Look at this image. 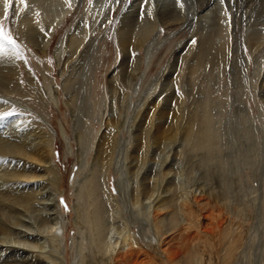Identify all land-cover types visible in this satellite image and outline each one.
Returning a JSON list of instances; mask_svg holds the SVG:
<instances>
[{
  "label": "bare ground",
  "instance_id": "obj_1",
  "mask_svg": "<svg viewBox=\"0 0 264 264\" xmlns=\"http://www.w3.org/2000/svg\"><path fill=\"white\" fill-rule=\"evenodd\" d=\"M81 1L13 0L12 7L16 16L19 17L16 26L22 29L23 38L31 41L37 48L36 52L39 55L41 61L39 63L45 78H48L49 73L44 64L45 61L43 62L41 58L47 56L54 29ZM123 1L92 0L94 8L98 9L95 11L96 20L101 18L99 23L89 31V36L85 33V27L74 32L68 31L65 34L64 43H58L54 48V58L61 78L60 89L64 93L63 102L70 109L77 142V163L79 169H84L83 172L82 170L75 172L76 175L72 182L75 198L72 207L73 224L77 229L75 257L72 264H144L142 256L146 254H151L154 258V262L148 264H166L167 259L169 264H264L263 188L247 200L251 204H249L251 210L257 213V221H259L257 232L246 231L247 218L244 216L248 206L246 208L232 207L233 216L237 218V221L233 220L234 223L231 222L222 228L218 225L217 231H211L208 226L202 228L200 215L196 212L201 203L208 202L206 194L200 191L198 194L186 193L181 204V212L178 214L173 211V208L168 205L169 196L162 194L163 189L161 190L158 185L160 175L166 174L163 171L164 168H168L164 166L166 165L165 160L153 164L148 160L150 156L148 158L146 156L147 147L150 144L147 139L150 137L166 149L167 144L174 142L179 135L183 137V145L188 149L215 151V148H218V151L222 152L225 149L222 143H219L222 141V133L215 124L217 121L215 119L220 117L215 115L210 108L216 100L204 92L205 96L200 101L197 99L198 105L195 111L187 118V115L185 117V114L182 115V112H186L185 109L177 108L174 113L175 125L168 131L162 130L159 123L155 124L154 128L150 125V128L143 127V129L138 124L139 119L150 122L151 114L155 112L153 111L155 105L162 100L160 80L165 69H162L155 78L149 92H144L141 96L138 84L131 83L129 75L125 80L121 79L122 77L118 78L115 74L117 71L111 74V78L109 77V86L101 97L93 93L95 66L91 64L83 67L86 60H83L84 57L80 54V50L89 40L88 37L111 19L114 9L122 6ZM9 2L10 0H0V17L4 16ZM15 3L17 5L14 6ZM228 8L230 7L226 0L223 3L222 0H126L120 14L122 25L118 29L115 44L121 54L131 46L133 64L130 65V69L135 73L140 70L139 48L143 44L150 46V49L146 50L145 69H147L157 48L156 37L160 29L163 26H173L179 23L181 25L188 21L190 37L183 43L181 49L182 52H193L188 69H192L193 77L205 71L209 75L217 74L221 77L224 74V68L231 62L232 43L229 38L231 19ZM85 15L87 16V13ZM257 18V21L248 23V26H260L257 31L252 29L247 33L246 44L249 54L243 52L241 55L239 49H236L232 67H230L232 72L228 70L235 80L234 87H237L239 91V110L245 114H248L247 94L242 80L250 59L256 64L254 84L260 78L264 81V75L261 77L262 62L255 52L264 41V6ZM181 44H177L176 48ZM11 48L0 39V106H7L15 101L8 96L13 92L10 83L19 72ZM182 67L181 65L179 68ZM27 71L31 87L29 90L26 88V94H34L43 101L44 105L48 103V98L52 100L57 98L60 91H58L55 80L47 83L48 95L45 96L36 84V77L31 70ZM190 80L195 82L194 78ZM21 86L18 84L15 91L21 92L24 88ZM206 86L205 88L208 89ZM222 86L225 88V93L222 95L224 102L221 104H224L226 108L230 104L227 82L221 86L212 85L213 94L217 88H223ZM183 88V93L186 94L185 91L188 89ZM261 96L264 98L263 94ZM217 101L220 102L219 99ZM263 105L258 106L261 116L264 114ZM163 114H165L164 111L160 115ZM21 116L18 114L7 116L3 118L6 121H0V163L2 162L3 165L4 158L9 156L11 160L13 159L9 161V164H15V167L11 169H0V235L11 233L13 225L22 222V227L25 226L30 231L25 234L20 232L18 243L23 245L22 248L20 247L23 251L21 256L27 258L29 264H66L63 228L69 218L62 213L57 202V196L60 194V172L51 160L54 137L52 132L45 131L42 127L41 129L31 127V125H25L24 131L14 129V133H8L9 128H18L16 124L22 123ZM158 118L161 119L159 115ZM90 119L102 124L103 128L95 138L94 155L91 163L87 164L86 158L88 148L93 141L92 130L94 128L89 126L92 122ZM44 121L43 117H39L36 124ZM124 133L126 135H123ZM140 136L144 138L141 146ZM261 147L264 151V141ZM247 148L256 150L253 145H248ZM224 161L222 159V163ZM243 163L248 164L247 161ZM249 163L252 164V162ZM32 165L38 167L39 171L37 168L35 170ZM110 172L115 175V193L112 192L109 184ZM164 184H166L165 189L168 190L172 181L166 180ZM6 187L12 193L4 190ZM143 198H146L145 204ZM190 203L191 205H188ZM219 206H221L220 202ZM203 209L204 207H201L200 210L203 211ZM206 212L210 219L214 217L213 210L208 209ZM218 214L219 216L215 215L220 217L221 213L218 212ZM24 217L29 221L24 222ZM222 217H220L221 221ZM108 225H110L109 229ZM191 225L200 231L198 237L196 236L198 243L196 247L189 246L184 253L180 254L179 248L174 246V236L178 233L183 236L184 231L186 232ZM135 226H139L141 233L144 227L148 226L152 233L150 236L141 235V238H138L132 230ZM113 229L118 233L116 237L111 234ZM178 242H175V245Z\"/></svg>",
  "mask_w": 264,
  "mask_h": 264
},
{
  "label": "rangeland",
  "instance_id": "obj_2",
  "mask_svg": "<svg viewBox=\"0 0 264 264\" xmlns=\"http://www.w3.org/2000/svg\"><path fill=\"white\" fill-rule=\"evenodd\" d=\"M125 2L126 0L122 2V6L114 9L111 19L104 26L100 27V29L94 34L90 35V37H88L89 40L85 42L82 49L80 50V54H83L84 57L83 60H86L85 64H83V67L84 65L90 66L91 64L95 66V81L92 85L93 93L98 97H101L109 86V79L117 71L118 74H115L118 75V78L122 77L121 79L125 80L126 76L129 75L131 83L138 84L140 87L139 95L141 96L144 92H149L155 78L161 73L162 69H165L166 73L164 72L165 75L163 74L160 80V88L161 92H163V95H161L162 102L159 101L158 104L155 105L153 110L155 112H152L150 122L139 119L138 124H140L141 129H143V127L150 128V125L152 128H154L155 124L159 123V126L162 130L168 131H170L175 125L174 113L177 111V108H184L186 112H182V115L185 114L184 117L187 115V118L189 114L195 111L198 105L196 102H198V100H202L205 96L204 92L210 94L212 99L216 100V105L213 102L210 108L212 109L213 113H215V115L217 114V116L220 117L215 119L217 120L215 124L217 127H219V131L222 133V141L219 142L222 143L223 148H225L222 152L218 151V148H215V151H212V149H188L185 147V145H183V137L179 135L174 140V142L167 144L168 147L166 149H164L161 145H158V142H154L150 137L147 139V142L149 141L150 144L149 147H147L148 152L146 156L147 158L150 156L148 160L153 162V164L160 161L163 162L165 160L166 165L164 166L170 169L169 171L168 168H164L163 171L166 172V174H163L162 176L160 175L161 182L159 181L158 185L160 189H163H161L162 194L166 195L167 197L169 196L168 205L173 208V211L177 212L178 214L181 212V204L183 199L186 197V193L193 192L198 194L200 191L206 194L208 198V202L206 201L204 204L201 203V205H199L200 209L201 207H204L203 211H201L199 208L196 209L198 215L201 216H199V220L202 228L208 226L211 231H217L218 225L220 228H222L229 223L231 224V222L234 223V221H237V218L233 216L232 207L246 208L248 206L247 209H250V211L245 209L246 214L244 216L247 218L245 222L246 231L248 230L250 233L257 232L259 228L257 213L255 210H251L249 207L250 203L247 202V200L248 197L250 198L252 195L264 189V151L261 147L264 141V114L261 116V112L258 108L260 104H264V98L261 96L262 94L264 95V81L262 78H260L254 84L253 76L255 73L256 64H254L255 62L250 59L248 62V67L245 68L243 74L244 77L242 80L244 82L245 92L247 94L246 100L248 114H245L242 112V110H239L238 107L239 91H237V87H234L236 83L235 80H233L232 73H230L232 72L230 67H232L231 65L236 49H239L241 55L243 52L249 54V48L246 44L247 33H249V31L252 29L257 31L260 26L248 25L253 23V21L258 20L257 17L260 15L261 9L264 6V0H226V3H228V6L230 7L228 10L230 12L231 19V27L229 31V38L232 43V51L230 53L231 62H229L226 67L224 66L226 69L224 68V74L221 77L217 76V74H213L214 76L209 75V73L205 71L196 75V78L193 77L192 69H188V65L193 58V52H182L181 50L183 48V43L190 37L188 21L181 25L179 23L173 26H163V28H161L157 34V48L148 65V68L145 69V59L146 50L150 49V46L143 44L139 48L141 55L140 70L135 73L131 72L132 70L130 69V65L133 64L131 61L133 52L131 46L127 51H125V53L121 54L119 48L115 44L118 36V29L122 25V17L120 14ZM15 5L17 4L15 3L14 6ZM12 6L13 0H10L4 16L0 17V27H2L4 36L8 37V40H5L3 37H0V39L12 47L11 49L15 56V62L18 65L17 69L19 72L14 76V79L10 83V88L11 90L13 89V92L8 94V96L15 101L11 102V104L7 106H0V121H6L3 118L18 114L22 115L20 117L22 123L16 124L18 128H9L8 133H14V129H19L18 131H24L25 125H31V127L38 129H41L42 127L43 130L52 132L54 142L51 150V160L60 172V194L57 196V202L61 207L62 213L69 218V221L63 228V238L66 247V264H72V261H74L75 257V243L77 241V229L73 224L74 213L72 207L75 198L73 194L74 190L72 187V182L77 170H82L81 172H83L84 169H79L77 163V142L73 131V122L70 109L63 102L64 93L60 89L61 78L59 76L58 67L54 58V48L58 45V43H64L66 36L65 34L68 33V31L74 32L77 29L80 30L85 27V33H88L87 35L89 36V31L99 23L101 17L98 18L99 20H96L95 11L98 9L94 8L92 0H82L79 5L72 8V10L64 17V19L55 27L54 34L48 47L47 56L41 58L43 62L45 61L44 64L46 65V70L49 73L48 78H45L42 74L39 63L41 62L39 60V55H37L36 52L37 48L31 41H26L23 38L22 29H18L16 26L19 17L16 16ZM85 13H87V16ZM179 43L182 44L176 48L177 44ZM255 52L258 59L262 62V77L264 75V41L259 47H257ZM8 61L10 62V60ZM181 65L183 67L180 69L179 67ZM28 69L31 70V73L36 77V84L39 86V88H41L40 90L44 92L45 96L48 95L47 91L49 82L55 80L56 84L58 85V91H60V94L57 96V98H55V100L48 98V103L44 105L43 101L39 100V98H37L34 94L25 93V90H29L31 87V82L29 80L30 76L28 75L27 71ZM228 70H230V72ZM190 78H194L195 82L190 80ZM224 82H227V89L229 90L228 100L230 101V104H228L226 108H224V104H221L224 102L222 95L225 93V88L223 86V88L219 87L213 94L214 88L212 87V85H214V87L217 85L221 86L224 84ZM18 84H21L22 88L24 87L21 92L15 91V89L18 87ZM170 84L173 87H171ZM192 84L196 86H193ZM260 84H262V86ZM174 85H177L178 87L176 88ZM205 85L208 86V89L205 88ZM183 87H185L186 90L188 89V91H185L186 94L183 93ZM217 99H219L220 102H218ZM163 111L165 114L160 115ZM5 113H7V115H5ZM158 115L161 119L158 118ZM39 117H43L45 121L36 124V121L39 119ZM89 126L94 128L92 130L93 141L88 148V155L86 158L87 164L91 163L96 143L95 138L98 135V132L103 128L102 124L94 120L89 123ZM123 135H126V133ZM140 139L141 146L144 143L141 142L144 140L143 136H140ZM248 145L255 146L256 150H248ZM68 147H70V150H68ZM6 158H4L3 165L2 162L0 163V169L14 168V163L9 164L11 158L9 156ZM222 159L225 160L223 163ZM182 161H185V163ZM243 161H247L248 164L245 165ZM249 162H252V164ZM36 168L39 171L38 167H34L35 170ZM109 174V184L112 192L115 193V175L111 172ZM166 180L172 181L171 185H167L168 190L165 189L166 184L164 183ZM149 185L150 184L148 183V187H150ZM212 186L214 188H212ZM8 187H6L4 190L8 191V193H12V188L9 187L11 189L10 190ZM214 193H216L217 196ZM143 202L145 204L146 198H143ZM219 202L221 206H219ZM188 205H191V203ZM213 207L214 209H212ZM222 208L223 210H221ZM208 209L214 211V217H211V219L206 215L208 213L206 210ZM218 212L221 213L220 217L225 216V219L222 217L221 221V218L218 217ZM215 216H217V219ZM23 220L24 222L29 221L26 217H24ZM21 224L22 222H19L18 225H13L10 230L11 233L4 236L0 235V264H29V260L21 256L23 251L20 249V247L22 248L23 245L18 243V239H20L18 236L20 235V232L25 234L30 230L25 226L22 227ZM26 225H28V223ZM109 228L110 225H108V229ZM147 228L146 226L144 227L143 233L139 231V226H135L132 230L138 238H141V235H151V229L148 226ZM194 231L196 233H194ZM111 234L113 237L118 235L114 229L112 230ZM183 234V236L180 233L175 234L173 239L174 246L179 248L178 250H180V254L184 253L186 248L189 246L193 245V248L194 246L196 247L198 243L196 241H198L197 237L200 234V231L196 229L194 225H191V227L186 230V232L184 231ZM185 237L188 239L186 240ZM180 239L182 240L181 242ZM175 242H178V244L175 245ZM181 243L185 244L182 245ZM203 256H205V254H203ZM142 260L145 262L144 264L154 262V258L151 254L143 255ZM165 263L169 264L168 259L165 260Z\"/></svg>",
  "mask_w": 264,
  "mask_h": 264
},
{
  "label": "snow or ice",
  "instance_id": "obj_3",
  "mask_svg": "<svg viewBox=\"0 0 264 264\" xmlns=\"http://www.w3.org/2000/svg\"><path fill=\"white\" fill-rule=\"evenodd\" d=\"M224 2V0H222V3ZM0 37H3L5 40H8V37L4 36L2 27H0ZM5 115H7V113H5Z\"/></svg>",
  "mask_w": 264,
  "mask_h": 264
}]
</instances>
